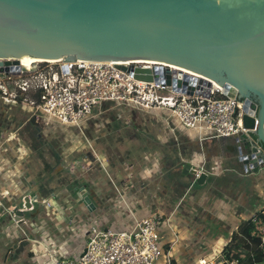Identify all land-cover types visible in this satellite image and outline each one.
Listing matches in <instances>:
<instances>
[{
  "label": "crops",
  "instance_id": "1",
  "mask_svg": "<svg viewBox=\"0 0 264 264\" xmlns=\"http://www.w3.org/2000/svg\"><path fill=\"white\" fill-rule=\"evenodd\" d=\"M9 102L11 104L3 101L6 108L0 111V144L4 143L0 152V206H4L0 208V264H52L45 255L43 243H52L61 252V243H72L76 253L81 252L88 237L81 233L79 223L81 215L89 210L78 197L71 202L68 197L59 199L60 193L54 190L53 178L72 170L70 165L62 161L54 167L49 166L50 181L45 175L37 174V162L31 163L28 146L20 136L23 127H27L32 137L38 136V126L31 121L34 117L31 107L21 101ZM102 111L99 115L107 112L113 118L111 104ZM159 115L165 118L163 128L151 131L148 136L143 125L136 126L137 118L128 117L129 121L134 120L127 124L137 127L136 132H132V140L143 144L153 140V148L148 144V147L144 145V150H136L129 158L131 165L127 163L126 167L103 152V146L113 145L111 141L117 129L106 134L114 130L115 120L97 131L89 121L83 132L88 139H93L92 145L97 146L98 152L101 150L105 159L101 160L100 156L96 159L91 154L81 166L85 167L84 172L78 159H72L70 164L76 163L77 167L75 180L69 186L74 191L82 185L89 188L96 204L94 219L105 226L130 228L134 218L161 211L165 214L161 226L163 255L156 264H169L170 261L172 264H197L200 258H209L211 253L215 256L220 251L226 252L229 244L242 236L243 222L264 209V169L246 174L237 154L230 150L233 139L220 144L218 138L209 137L205 131L200 136L197 131L183 127L170 117L169 110H162ZM18 118L21 122L18 126L8 123L9 119ZM35 120L42 122L34 117ZM53 127L62 129L44 124L46 130ZM137 132L142 133V137ZM68 144L66 158L70 160L73 148ZM119 146L129 151L125 144ZM188 162L205 165L208 179L204 184L192 182V174L184 172ZM94 164L104 171L91 180ZM125 193L137 197L135 206L126 211L120 204L118 206V198L125 199ZM25 196L30 197V209L25 206ZM36 196H41L40 202L36 201ZM15 206L25 212L22 221L15 220L11 210ZM75 206L79 208L76 210ZM72 212L75 218H69Z\"/></svg>",
  "mask_w": 264,
  "mask_h": 264
},
{
  "label": "water",
  "instance_id": "2",
  "mask_svg": "<svg viewBox=\"0 0 264 264\" xmlns=\"http://www.w3.org/2000/svg\"><path fill=\"white\" fill-rule=\"evenodd\" d=\"M26 57L114 61L137 79L183 91L195 89L188 80L209 87L214 81L224 96L243 103L246 129L219 137L220 144L233 139L230 150L245 170L264 169V0H0V73L36 70V63L22 64ZM200 168L188 162L184 172L204 184L208 172L198 175ZM75 193L88 210L96 209L86 185ZM24 201L30 209V197ZM11 210L17 221L26 216L18 206Z\"/></svg>",
  "mask_w": 264,
  "mask_h": 264
},
{
  "label": "built area",
  "instance_id": "3",
  "mask_svg": "<svg viewBox=\"0 0 264 264\" xmlns=\"http://www.w3.org/2000/svg\"><path fill=\"white\" fill-rule=\"evenodd\" d=\"M49 63L51 61H41L36 70L20 74L0 73L3 98L7 102L21 101L30 105L32 115L47 126H77L82 129L96 114L103 112V108L100 110L101 102L106 101L136 111L169 110L170 117L176 116L182 126L197 131L200 136L203 131L211 138L229 137L246 131L243 103L224 96L223 88L214 82L209 87L206 83L199 85L188 80L187 85L195 89L183 91L166 83L137 79L133 72L120 68V63L114 61L59 60L52 63L60 64ZM134 64L152 67L154 63ZM168 67L182 75L211 81L183 68ZM3 145L0 144V152ZM201 172H206L205 165L198 170V175ZM251 172L245 170L246 174ZM164 215L155 211L136 217L130 228L105 226L93 219L90 230L82 233L88 239L82 245L77 263L71 262L52 243H43L45 255L52 264H156L163 255L161 226ZM252 219V235L260 239L259 247L264 252V209ZM197 264L243 263L220 251L215 257L200 258Z\"/></svg>",
  "mask_w": 264,
  "mask_h": 264
},
{
  "label": "rangeland",
  "instance_id": "4",
  "mask_svg": "<svg viewBox=\"0 0 264 264\" xmlns=\"http://www.w3.org/2000/svg\"><path fill=\"white\" fill-rule=\"evenodd\" d=\"M38 63L39 62H37L36 64ZM49 64L56 65L60 63L51 62ZM3 101L6 104H11L10 102H7L0 93V111L6 108L5 104H3ZM101 103H102L104 110L105 109L107 110V107H109V102L103 101ZM112 106L114 108L113 118H111L110 115L107 114V112L101 115L98 114L99 116H96V117L94 116V119L91 120V127H94V129H96L97 131V130L103 129L106 124L112 123V120H115L114 130L106 134V136H108L109 134L114 133L117 129V132L112 137L111 142L113 143V145L112 147L103 146V149H104L103 152L105 151L106 154H109L110 158L113 161H118L121 165H124V167H126L127 163L131 165L129 158L134 156V153L136 150L138 149L142 150L148 144H150L151 148H153V143H152L153 140H151V143L146 141L144 144L136 139L134 141L132 140V135H133L132 132L133 131L134 133L136 132L135 131L137 129L136 126L143 125L145 129V133L148 136L151 134V131H156L157 128H163L165 118L163 117V115L162 116L159 115V113L162 110L133 111L132 109L128 107H117V106H114V104H112ZM14 109H17V108L13 107V110ZM128 117L137 118V120L135 121L136 126L132 124H127L128 122H132V120H134V119H131L129 121ZM172 118L174 121L179 122L176 116H173ZM28 120L29 119H27V123H28L27 125L29 128L31 125H29L30 121ZM118 120L120 121L119 123H118ZM8 123L11 124L12 126H18L21 122L18 118L16 120L9 119ZM34 123L37 124L38 126V130L36 132V134H38L37 137H32L28 133L27 127H23L20 131L21 138L23 139V141H25L26 147L28 146L29 153H30L28 154V156H29V159L31 160V163L37 162L35 164L37 174L45 175L48 181H50L49 178L51 174V170H50L51 166L54 167L56 166L58 162H62V161L63 163L70 165L72 170L64 172V175H61L58 178L57 177L53 178V180H55V183L53 186H54V190L60 193L59 199H63V198L65 199L66 197H68L70 202L76 200L77 199L76 193L74 190L70 188L71 186L69 185L72 182V180H75L74 175L76 174L75 170H76L77 164L75 163V167H74L70 164V161H72V159H78L79 166L81 167L83 166V163L85 162V160L88 161L90 159L91 154L95 156L94 158L96 159H98L97 156H100L101 160L105 159V155L101 152V150L100 152H98L99 150L97 146L92 145L91 142H93V139L91 138L88 139V137L83 132L84 125L82 126V129H79V127L75 126V127H64L61 130L60 129L59 130L58 129L46 130L42 122L35 120ZM89 132L91 133L90 136H92V130L91 131L89 130ZM137 133L142 137V133H139V132ZM98 141L100 142V144H102L101 139ZM67 142L69 143L68 145L70 146V148L71 147L73 148L72 149L73 155L72 157H70V160H67L66 158L67 153L69 154V151L66 150ZM122 144H125V146L129 148V151L123 148L122 146L121 147L119 146ZM97 152L99 154H97ZM94 166H96V168H94L90 172L91 180L101 175V172L104 171V170H101V167L97 166V164H94ZM81 170L84 172L85 167H81ZM99 170H101L100 174H99ZM78 172H81V171H78ZM74 186H77V185H73V187ZM64 189H66V192H64ZM125 196H126L125 199L121 197L118 198V206L120 204V207L126 211L127 208L132 209L133 206H135L137 197H134L132 194H129V193H125ZM75 208L77 210L79 206H75ZM94 212H91L89 210L86 215L85 214L81 215L80 223H79L80 225L79 228L81 229V233L87 232L90 230L91 225L93 224L92 220L95 218V215L97 214ZM75 217L76 216L74 215V212H72L71 216H69V218H75ZM88 219H91V220H88ZM61 249L71 262L77 263L79 259V254L81 252L76 253V250L73 248L72 243L71 244L61 243ZM213 256H214L213 253L208 255L209 258ZM259 264H264V262H261Z\"/></svg>",
  "mask_w": 264,
  "mask_h": 264
},
{
  "label": "trees",
  "instance_id": "5",
  "mask_svg": "<svg viewBox=\"0 0 264 264\" xmlns=\"http://www.w3.org/2000/svg\"><path fill=\"white\" fill-rule=\"evenodd\" d=\"M252 231L253 219L250 218L243 222L242 236H238L235 242L229 244L226 251L228 257L238 259L243 264H258L264 262V252L259 247L260 239L254 237Z\"/></svg>",
  "mask_w": 264,
  "mask_h": 264
},
{
  "label": "bare ground",
  "instance_id": "6",
  "mask_svg": "<svg viewBox=\"0 0 264 264\" xmlns=\"http://www.w3.org/2000/svg\"><path fill=\"white\" fill-rule=\"evenodd\" d=\"M43 60L41 59H34V58H29V57H26V58H23L22 59V64H24L25 66H32V64L34 63H37V62H41ZM51 62H55V61H59V60H50ZM137 62H147V61H137ZM148 63H154V62H148ZM173 68H177V69H181L180 67H176V66H172ZM214 82V81H213Z\"/></svg>",
  "mask_w": 264,
  "mask_h": 264
}]
</instances>
